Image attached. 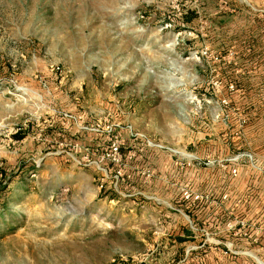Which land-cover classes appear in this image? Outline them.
Returning a JSON list of instances; mask_svg holds the SVG:
<instances>
[{
	"label": "rangeland",
	"instance_id": "rangeland-1",
	"mask_svg": "<svg viewBox=\"0 0 264 264\" xmlns=\"http://www.w3.org/2000/svg\"><path fill=\"white\" fill-rule=\"evenodd\" d=\"M0 264H264V0H0Z\"/></svg>",
	"mask_w": 264,
	"mask_h": 264
},
{
	"label": "built area",
	"instance_id": "built-area-1",
	"mask_svg": "<svg viewBox=\"0 0 264 264\" xmlns=\"http://www.w3.org/2000/svg\"><path fill=\"white\" fill-rule=\"evenodd\" d=\"M64 120L66 121L65 128L68 129V128H70V124H72L74 121H77V118L75 116H73L72 114H65ZM84 129H86V128H84ZM109 135L111 136L109 138V141L111 142V144L109 145L110 155L112 156L113 161L120 162V164H122L123 157L121 154V144L117 139L113 140L115 135L112 134V130H110ZM122 166H123V164L120 165L119 168L114 170V172H112V170H110L108 168L99 166L98 167L99 171H101V173H102V176L99 179L100 180V188H102V189L105 188L109 183V185L112 187L113 190H118V187L120 186V184L122 185V183L125 182V177H124Z\"/></svg>",
	"mask_w": 264,
	"mask_h": 264
},
{
	"label": "trees",
	"instance_id": "trees-1",
	"mask_svg": "<svg viewBox=\"0 0 264 264\" xmlns=\"http://www.w3.org/2000/svg\"><path fill=\"white\" fill-rule=\"evenodd\" d=\"M193 13H194L193 11H187L186 14H185V16H187V15H191V14L193 15ZM185 16H184V17H185ZM185 18H186V17H185ZM192 19H193V16H192V17H188V18H187V21L191 22ZM109 187H110L111 190H112V187H111L110 185H109ZM102 192H107L106 187L102 189ZM185 232H186V235H185V236H177V240H178V241L183 242V241H185L186 237H188L189 235L192 234V231H191L188 227H186Z\"/></svg>",
	"mask_w": 264,
	"mask_h": 264
}]
</instances>
